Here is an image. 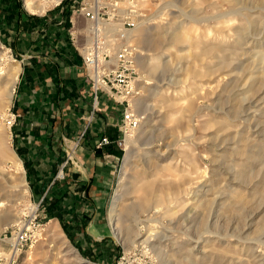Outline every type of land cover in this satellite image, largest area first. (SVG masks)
Segmentation results:
<instances>
[{"label": "rangeland", "instance_id": "obj_1", "mask_svg": "<svg viewBox=\"0 0 264 264\" xmlns=\"http://www.w3.org/2000/svg\"><path fill=\"white\" fill-rule=\"evenodd\" d=\"M12 1L34 17L65 5L59 15L67 22L76 6L37 0L42 10L32 12L29 0ZM138 5L140 24L128 42L136 50L139 122L129 143L117 147L115 178L99 215L57 218L59 191L29 187L1 119L12 102L16 107L18 74L2 88L0 256L9 254L3 247L12 245L19 220L37 214L39 238L15 264H264V0ZM83 25L76 18L81 33ZM175 31L189 38L173 42ZM19 53L0 35V72L19 73ZM101 96L113 102L104 94L97 102Z\"/></svg>", "mask_w": 264, "mask_h": 264}, {"label": "crops", "instance_id": "obj_2", "mask_svg": "<svg viewBox=\"0 0 264 264\" xmlns=\"http://www.w3.org/2000/svg\"><path fill=\"white\" fill-rule=\"evenodd\" d=\"M13 3L0 0V35L21 57L15 83L18 120L10 136L29 187L59 191L54 202L57 218L99 215L119 162L115 142L120 137L122 107L101 96L93 109L94 97L71 42L74 27L60 19L65 5L34 17ZM8 7H14L13 15ZM103 135L109 143L97 148ZM85 229L80 226L79 233L89 235Z\"/></svg>", "mask_w": 264, "mask_h": 264}, {"label": "built area", "instance_id": "obj_3", "mask_svg": "<svg viewBox=\"0 0 264 264\" xmlns=\"http://www.w3.org/2000/svg\"><path fill=\"white\" fill-rule=\"evenodd\" d=\"M73 2L76 6L70 16L74 27L70 37L81 58L84 80L90 85L94 97L93 109L96 108L99 94H104L109 100L121 105L122 116L118 124L120 137L115 144L122 147L127 134L139 122L133 107V101L141 93L135 63L136 50L127 39L128 31L136 27L141 19L139 0ZM76 18H81L84 22L81 34L76 30ZM92 118L93 111L89 120ZM1 119L9 131L16 125L18 114L14 110V102ZM108 143V138L103 135L96 147L101 148ZM41 201L39 200V205ZM41 230L37 214H29L19 220V224L10 233L16 238V242L11 246L9 257L0 259V264H15L18 254L39 238Z\"/></svg>", "mask_w": 264, "mask_h": 264}, {"label": "bare ground", "instance_id": "obj_4", "mask_svg": "<svg viewBox=\"0 0 264 264\" xmlns=\"http://www.w3.org/2000/svg\"><path fill=\"white\" fill-rule=\"evenodd\" d=\"M36 1L37 0H29L28 2H27V7H28V9L29 10H31L32 12H37V11H39L40 9H41V7H40V4L38 5H35L36 4ZM47 1H49L50 3H58L60 0H47ZM42 6V5H41ZM42 10V9H41ZM43 12V11H42ZM140 24V23H139ZM138 24V25H139ZM137 25V26H138ZM136 26V27H137ZM136 27H134V28H132L131 30H129L128 31V33H127V39H130V35H131V32L132 31H134L135 30V28ZM240 27V26H239ZM242 27V26H241ZM237 32L239 33V32H242L239 28L237 29ZM173 34L170 36V39H171V41H173V42H177L178 41V43L179 42H183V41H185L186 40V38H189L188 36H185L184 34H181L180 32H178V31H175V32H172ZM243 33V32H242ZM241 37V36H240ZM157 39H159V38H157ZM156 39V40H157ZM158 41V40H157ZM187 41V40H186ZM159 42V45H160V41H158ZM171 43V42H170ZM157 45V44H156ZM156 47H158V46H156ZM207 50H208V48H207ZM209 51H211V50H209ZM18 69V68H17ZM16 72V71H15ZM17 72L16 73H14V72H11V71H2V72H0V92L1 91H3V89L2 88H4V87H8L7 85H10L11 84V86H12V83H14L15 82V80H16V78H17ZM10 86V88L9 89H11V90H9L10 91V96H11V94L13 93V87H11ZM14 86V85H13ZM129 137L128 136H126V138H125V143H126V141H127V139H128ZM129 141V140H128ZM127 141V143H129ZM1 155V154H0ZM18 165H20V163H17ZM21 166V165H20ZM19 166V167H20ZM172 187H174V186H172ZM136 189V188H135ZM138 189V188H137ZM145 190L144 188H141V190ZM172 190V189H171ZM137 191V190H136ZM134 192H135V190H134ZM138 193V192H137ZM143 193H144V191H143ZM145 196V195H144ZM2 206V205H1ZM117 217V216H116ZM121 222V219L120 218H117V225L119 224ZM19 224V223H18ZM17 224V225H18ZM115 225H116V223H115ZM14 239H13V243H12V245H11V243L9 244V242H8V244H6V246L5 247H3V249H7V250H11V246H13L14 245V243L16 242V238L15 237H13ZM142 243H148V239H145V240H143L142 241ZM2 249V250H3ZM10 250H9V252H7V253H3V254H8V255H5V256H0V259H3V258H5V259H7L8 257H9V255H10ZM1 251V250H0Z\"/></svg>", "mask_w": 264, "mask_h": 264}, {"label": "trees", "instance_id": "obj_5", "mask_svg": "<svg viewBox=\"0 0 264 264\" xmlns=\"http://www.w3.org/2000/svg\"><path fill=\"white\" fill-rule=\"evenodd\" d=\"M18 6V3L15 1L14 3H13V6ZM14 7H8V10L11 12L12 11V9H13ZM11 15V14H10Z\"/></svg>", "mask_w": 264, "mask_h": 264}]
</instances>
